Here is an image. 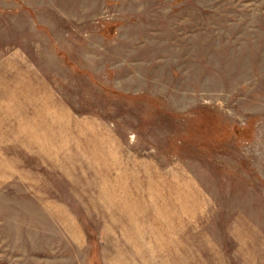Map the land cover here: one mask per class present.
I'll return each mask as SVG.
<instances>
[{
    "label": "rangeland",
    "instance_id": "374dc122",
    "mask_svg": "<svg viewBox=\"0 0 264 264\" xmlns=\"http://www.w3.org/2000/svg\"><path fill=\"white\" fill-rule=\"evenodd\" d=\"M0 264H264V0H0Z\"/></svg>",
    "mask_w": 264,
    "mask_h": 264
}]
</instances>
